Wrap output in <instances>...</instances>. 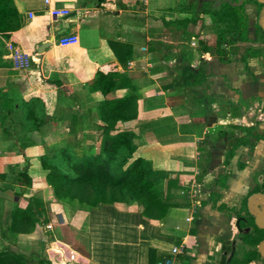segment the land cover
Listing matches in <instances>:
<instances>
[{"label":"crops","instance_id":"obj_1","mask_svg":"<svg viewBox=\"0 0 264 264\" xmlns=\"http://www.w3.org/2000/svg\"><path fill=\"white\" fill-rule=\"evenodd\" d=\"M160 1L49 0L45 5L44 0H11L21 25L0 39V233L9 225L12 207L24 208L30 197L42 200L44 222L53 224L45 205V197H52L41 155L44 146L68 136V123L58 115L79 116V142L98 128L104 103L128 97L136 103L137 116L118 122L116 131L135 135L134 158L149 162L148 178L168 205L166 215L150 225L131 206L79 204L73 224H67L72 213L66 210L55 227L65 248L74 251L73 264H148L149 248L158 263L170 258L172 264H220L222 259L242 260L251 248L240 239L249 227L239 228L231 217L264 182V147L258 142L264 133V105L257 102L264 83L242 73L238 83L230 79L234 82L227 84L211 27L196 31L206 17L184 31L177 21L193 18L189 1L186 12L158 19ZM52 9L69 14L55 17ZM169 28L175 42L166 36ZM68 35L76 36L77 44L60 47L59 37ZM179 36L187 37L185 47ZM46 41L50 46L38 54L37 47ZM200 41L209 52H198ZM253 42L240 46L264 48V41ZM98 71L110 78L105 94L95 88ZM188 72L200 74V82L183 81ZM232 86L235 99L228 102ZM28 115H36L37 122ZM82 115L90 116V125ZM23 172L30 187L15 181ZM17 191L22 195L16 197ZM247 201L246 209L253 213L256 202ZM37 231L35 226L33 234L21 238ZM4 246L0 237V250ZM173 247L184 248V254L172 255ZM257 251L263 262L249 264H264V240ZM44 258L59 264L48 252Z\"/></svg>","mask_w":264,"mask_h":264},{"label":"trees","instance_id":"obj_2","mask_svg":"<svg viewBox=\"0 0 264 264\" xmlns=\"http://www.w3.org/2000/svg\"><path fill=\"white\" fill-rule=\"evenodd\" d=\"M205 12L200 10L193 14V18H183L177 23L185 31L189 24H195L200 19L201 14ZM216 27L219 32L215 34L214 43L216 46L215 54L221 62L226 61V52L221 49L220 34H229L236 30L239 32V41L244 42L245 26L240 21L235 23L228 18L219 17L216 21ZM21 25L18 14L14 9L11 0H0V38L8 39L9 35ZM210 47L206 42H199L198 52H209ZM200 74H185V81L189 78L200 82ZM95 88L103 94L108 92L110 78L101 71L97 72ZM102 115H97L100 122V135L104 137L103 153L104 158L94 157L91 159H81L72 161L67 155L65 156V166L60 168L56 163H50L45 158L41 160L42 169L46 172L45 181L52 189L53 196L59 200L76 201L78 204L89 208H98L102 205L122 204L131 206L136 204L138 213L144 219L159 221L166 215L168 205L164 203L158 194V188L148 178L149 162L143 158H134L135 145L133 139L135 135L130 131H116L118 122H127L136 118V103L132 98H125L117 101H107L101 106ZM71 116V117H70ZM69 116V133L75 140L76 133L80 130L81 120L78 115ZM36 115H28L29 119L37 122ZM97 128V129H98ZM124 151V159L127 161L120 166L119 172H113L109 166L110 161L115 155ZM64 150L62 149V153ZM115 159V158H114ZM129 160V162H128ZM15 181L24 187H30L31 179L26 172L19 173L15 176ZM23 191H17L16 197L22 195ZM262 193L263 188L253 189L251 193ZM250 193V194H251ZM25 207H17L11 210L9 225L0 233V237L7 243L0 250V264H28L29 258L23 253L11 249L16 244V237L19 235L29 234L33 231L38 223H43L44 209L40 199L30 197L25 199ZM249 215L247 226L249 231L240 236L241 241L251 248L245 252L242 260L236 261L231 258L229 261L222 259L220 264H249L253 260L261 259L257 246L264 240V229L258 228ZM43 219V220H42ZM45 223V222H44ZM241 228L240 222L238 223ZM151 253L154 254L153 251ZM35 264H51L47 259H36Z\"/></svg>","mask_w":264,"mask_h":264},{"label":"rangeland","instance_id":"obj_3","mask_svg":"<svg viewBox=\"0 0 264 264\" xmlns=\"http://www.w3.org/2000/svg\"><path fill=\"white\" fill-rule=\"evenodd\" d=\"M187 4L188 2H186V0H164V1L161 0L158 3V19L165 18V17L167 19H171V18H174L175 15L177 14L186 12L187 7H188ZM208 25H209V21L208 19H206L205 21L202 22V24H199L200 28L199 30L197 29L196 31L199 34L203 32L205 33L207 32L206 28L208 27L206 26ZM211 29H212L211 31L219 32L217 30L218 29L217 27L212 26ZM167 30L169 32L168 33L169 36L168 35L166 36L169 38H172L173 41L175 42L174 35H171L172 33H170L171 28L166 29L165 30L166 33H167ZM224 34L225 33L220 34V43H221L220 45H221V49H224V51L227 54L226 61L222 63L226 67L227 72L225 75H223L222 78L226 80L227 84H229V82L231 81L230 79L235 80V83H238L237 81H240L241 74L244 73L243 74L244 78L245 77L249 79L253 78V80L258 78L262 80L264 83V48L252 47L250 45L243 46V47L241 46L237 47L234 45L235 40L232 37L224 36ZM177 39L185 43V45L181 44L182 47H185L186 43H188L187 37L179 36ZM254 41H264V37H257ZM215 49H216V46H215ZM211 58L216 59L215 56H211ZM253 73H256V74H253ZM183 81H185V74L183 75ZM231 82H234V81H231ZM235 83H233V85H235ZM232 87L233 88H229V92L227 96L228 102L230 101V99H233V100L235 99V97L232 94H234L233 92L236 90H234V86ZM252 100L253 99H250L249 101L251 102ZM257 102L260 103L261 106H262V103L264 105V94H262V101H257ZM254 104H256L255 101H254ZM58 116L60 117V119H63V120L65 119V121L68 123V126H69V116L70 115H62V116L58 115ZM82 116H84V118L86 117L88 119L90 118L89 115H82ZM83 121H85V119H83ZM54 122H57V121H54ZM91 122H92L91 119H89L87 123L90 125ZM95 125L97 126L100 125L99 120H98V124H95ZM236 128L238 129L240 127H236ZM91 131L93 132L92 134L90 132H88L90 133V135L84 134L82 136L81 141L79 140V142H76L74 138L72 137V134L68 132V136L59 137L55 144L51 146H44L45 147L44 153L41 156H44L45 159L49 161L50 163H56L60 168H64L65 166L64 162H65L66 155L72 161H79L81 159H91L94 157H97L99 158V160H101L102 158H104L103 157L104 156V153H103L104 137L100 135V128L98 129L93 128V130ZM93 140H96L97 142ZM46 141L48 142L49 140L46 139ZM258 142H260L259 145L261 146L260 148L262 149L264 147V133H263L262 139L259 140ZM133 143H134V139H133ZM62 149L64 150L63 153H62ZM123 152L124 151L115 155V157H113L112 160L110 161L109 166L111 167V170L113 172H119L120 166H123L126 164L124 162H126L127 160L124 159ZM262 188H263V185L260 186V189ZM51 197L53 201L51 200V198L45 197L46 198L45 205L51 208V210H49V214L51 215V220H53V224H47V222H45L46 223L45 227L47 229V231L45 232L47 233L44 234L43 232V229H42L43 223H44L43 222V223H38L36 225V228L38 229V231L35 232L34 235L28 236L29 238H27V240L26 238H21V235H19V237L18 236L16 237V240L18 241V243L14 244L13 250L23 253L26 257H28L29 258L28 264H35L37 258L45 259L44 254H46V252L50 253V255L53 256L54 259H56V262L59 264H61L62 262L63 264H73L72 260L74 258V251L72 248L71 249L65 248L64 241H62L64 239V236H60V233L55 227V225L58 224L59 218L64 215L66 210H71V213H72L71 216L66 220V222L67 224L69 223L73 224L74 219H75V216H74L75 212L77 209H80L81 206L76 201L56 199L53 196L52 189H51ZM199 199L200 198H198V200ZM248 199H251V204H254L252 202H256V208H254L255 211L253 213H249L246 209V203L248 202L247 201ZM243 201L244 202L241 204V209L235 212L234 217H231V219H232V224L236 225V223L240 222V224L243 225V227L245 226L247 228V224L249 221L248 214L252 216L254 224H255L256 215H262L264 217V192L254 193V195H250V196L248 195V198L244 199ZM102 206H99L98 208ZM120 206H122V204H117V207H120ZM253 207H255V205H253ZM13 208L14 207H12V209ZM131 208L136 209L138 211V207L136 204L131 205ZM43 219H46V217H44ZM144 220L150 225H152V223L157 222V221H152V220H148L145 218ZM147 230L148 232H150L151 229L147 228ZM241 231L237 234L236 238H239V235L243 233L244 231H246V229L245 228L241 229ZM32 232H34V229ZM48 239L50 240V243L47 244L48 241H45V240H48ZM43 242H46L45 243L47 246L46 250L43 248ZM232 247L234 246L232 245L229 249H227L228 251L226 253L225 258L229 257ZM183 250L181 251V253L183 252L184 254ZM151 251H154V250L149 248L148 249V252H149L148 264H172L173 263L170 261V258L169 259L166 258L165 261H160L158 263V256L156 255L154 256V254L151 253ZM180 254H177V255H180ZM186 255L188 254L185 253V256Z\"/></svg>","mask_w":264,"mask_h":264},{"label":"flooded vegetation","instance_id":"obj_4","mask_svg":"<svg viewBox=\"0 0 264 264\" xmlns=\"http://www.w3.org/2000/svg\"><path fill=\"white\" fill-rule=\"evenodd\" d=\"M190 10L195 14L201 9L204 10L203 16L209 21V27H216V21L219 17L228 18L235 23L239 21L245 26V41H239V32L231 31L224 36L232 37L235 40L234 45L251 44L257 37H264V28L260 19H264V5L256 0H188ZM248 7V8H247ZM264 26V25H263Z\"/></svg>","mask_w":264,"mask_h":264},{"label":"built area","instance_id":"obj_5","mask_svg":"<svg viewBox=\"0 0 264 264\" xmlns=\"http://www.w3.org/2000/svg\"><path fill=\"white\" fill-rule=\"evenodd\" d=\"M44 4L48 5L49 4V0H44ZM50 15L58 17V16H66L69 14V11L66 9H52L49 11ZM77 37L74 35H68V36H61L59 37L57 43L60 47H69V46H74L77 44ZM18 60H23L24 62H26V59H22L20 56L17 57ZM182 251V249L178 248V247H173L171 249V254L172 255H177L180 254Z\"/></svg>","mask_w":264,"mask_h":264},{"label":"water","instance_id":"obj_6","mask_svg":"<svg viewBox=\"0 0 264 264\" xmlns=\"http://www.w3.org/2000/svg\"><path fill=\"white\" fill-rule=\"evenodd\" d=\"M256 1H258V3H261V4H263L264 5V0H256ZM260 23L262 24L261 26H262V28H264V19L263 18H261L260 19ZM50 41H46V42H44V43H42L41 45H39L38 47H37V49H36V52L38 53V54H40L43 50H44V48H46V47H48V46H50ZM259 215H256L255 216V224H256V226L258 227V228H260V229H264V223L262 222V224H259L258 222H257V217H258ZM260 216H262V215H260ZM263 217V216H262ZM263 221H264V217H263Z\"/></svg>","mask_w":264,"mask_h":264},{"label":"bare ground","instance_id":"obj_7","mask_svg":"<svg viewBox=\"0 0 264 264\" xmlns=\"http://www.w3.org/2000/svg\"><path fill=\"white\" fill-rule=\"evenodd\" d=\"M257 222H258L259 224H262V222H263V217L259 215V216L257 217Z\"/></svg>","mask_w":264,"mask_h":264}]
</instances>
